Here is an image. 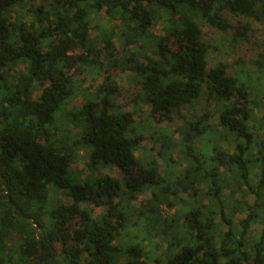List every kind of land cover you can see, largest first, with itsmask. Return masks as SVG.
<instances>
[{
	"label": "trees",
	"instance_id": "trees-1",
	"mask_svg": "<svg viewBox=\"0 0 264 264\" xmlns=\"http://www.w3.org/2000/svg\"><path fill=\"white\" fill-rule=\"evenodd\" d=\"M28 3L0 0V264H264V117H255L249 88L251 78L264 83V52L252 74L228 76L224 63L208 69L198 23L248 42L250 24L233 26L222 13L264 24V0H50L47 11L30 9L27 28L15 9ZM101 12L119 32L104 30L97 48L90 25ZM157 24L160 36L149 32ZM113 38L133 53L113 59ZM100 57L138 78L134 102L149 115L136 120L121 112L107 79L92 94L81 88L76 64L90 69ZM18 65L24 70L12 75ZM78 97L80 106L69 110ZM201 98L212 109L187 119L183 110ZM174 118L184 159L173 160L168 131L153 133L170 170L165 177L156 160L143 162L136 153L151 119ZM77 124L81 131L72 136ZM81 151L89 175L72 179ZM183 160V170L172 172ZM108 168L121 180L97 174ZM51 191L68 203L51 201ZM146 192L148 200L135 208ZM85 205L102 211L92 217ZM163 207L173 214L164 216ZM230 212L242 218L234 224ZM129 220L140 237L122 236ZM155 238L165 243L157 258L142 247Z\"/></svg>",
	"mask_w": 264,
	"mask_h": 264
},
{
	"label": "rangeland",
	"instance_id": "rangeland-1",
	"mask_svg": "<svg viewBox=\"0 0 264 264\" xmlns=\"http://www.w3.org/2000/svg\"><path fill=\"white\" fill-rule=\"evenodd\" d=\"M42 6L44 11H47L50 8V0H29L28 5L24 9L22 6H18L15 9V14L18 17L23 18V22L26 27H30V24L33 23L34 19L32 16V10L37 9ZM223 18L230 22L231 25L236 26L238 24L248 23L251 27V33L248 38V42L242 41V39L233 32L224 33L217 28L212 27L205 21H198L201 32H202V40L209 46L208 54H207V63L208 69L216 66L218 63H224L228 65L227 75L228 76H236L241 70H244L247 74H252L253 72V62L257 59L258 55L264 52V48L262 47L263 39H264V24L254 22L250 19L234 17L228 12L224 11L222 13ZM14 19V17H12ZM39 25L34 24V28H38ZM91 32H90V40H92L97 48H101L103 44H101V38L103 36L104 30H113L114 34L119 32V23L117 21L110 20L104 13H99L92 19L91 22ZM106 27V29H104ZM106 31V32H107ZM150 34L155 36L161 35L160 25L157 24L153 26V28L149 29ZM235 33V32H234ZM114 47L116 49L113 59L120 58L123 54L125 56H129L133 53L132 46H125L119 42L117 38H113L112 40ZM81 52L77 51L74 55H79ZM100 65H92L90 69L81 67L80 63L76 64L75 69L80 70L83 68L82 72L75 71L76 76L81 81V88L87 90L88 93L92 94L96 91L97 88L102 84V82L107 79L109 82H113V86H115V90L117 92L116 104L119 107L121 112L132 113L136 120L141 119L140 117L143 115H149L150 110L147 107L141 106L140 104H136L134 102L135 95L137 93L136 84L138 82V78L128 70H123L119 72V70L109 65V63L100 57L99 59ZM23 65H18L12 75L17 76L20 72L24 70ZM251 83L249 84V88L252 91V105L251 109L257 119L264 117V111L262 110L263 99L262 95L264 94V83H260L257 85L256 81H253V78L250 79ZM258 88V89H257ZM255 91V92H254ZM260 92V93H259ZM259 93V96H256ZM38 96V92L35 93V97ZM81 98L78 97L74 100L69 106V110H74L80 106ZM212 109L211 103L205 101L204 98H201L197 101L192 107H189L183 110L184 116L189 120H194L203 115V112L206 110ZM143 116V117H145ZM142 117V118H143ZM217 119H209V124H215ZM180 124V121L177 119H172V121H164L162 123H157L154 120H150V125L152 128L150 132L145 135V140L139 144L138 151L136 156L141 159V161H145L147 158L156 160L158 163V171L162 176H168L169 169L164 168L162 161L157 156V151L159 150V144L154 142L155 135L154 132H158L159 130H166L171 134L172 141L176 144V147L172 150L173 160L178 162L183 158V152L180 145L181 136L178 132L175 131L176 127ZM70 129L72 131V136L79 135L81 131V125L77 124L75 126L70 125ZM204 141L197 140L195 141L194 146L197 149H203ZM223 150L227 153H232V148L228 147L227 144L223 143L225 146ZM150 150V151H149ZM149 151V153H148ZM257 156V155H256ZM78 162L74 163L70 166L69 176L72 179H84L89 175L88 168L86 166L88 161V154L81 151L78 155ZM260 158V157H258ZM187 165V161L183 160L180 165L176 167V169H172V172L179 173L183 170V168ZM99 176H109L110 178L120 181L121 175L119 171L115 168L101 169L97 172ZM51 201H58L63 204L68 203V197L61 192L51 191L50 193ZM150 197L149 193H142L139 195L137 201L133 203L135 208L139 207L141 203H144ZM89 214L92 217L98 216L102 208H94L92 205H85V207ZM162 212L164 216H171L174 211H169L165 207L162 208ZM183 212V209L180 211ZM226 218L232 221L234 224L237 223L242 216L239 214L231 215L227 213ZM135 220H129L127 224V229H123L122 236L126 235V232H131V235H138L140 237L141 230L134 226ZM139 227L143 226V223H137ZM140 241V239H139ZM143 253H148L149 256H153L157 258L159 254L164 250L165 243L163 240L159 238L152 239L150 244L143 243ZM148 262V261H147Z\"/></svg>",
	"mask_w": 264,
	"mask_h": 264
},
{
	"label": "water",
	"instance_id": "water-1",
	"mask_svg": "<svg viewBox=\"0 0 264 264\" xmlns=\"http://www.w3.org/2000/svg\"><path fill=\"white\" fill-rule=\"evenodd\" d=\"M30 222H32V221H30ZM34 226H36V225L34 224ZM38 231H39V228L36 226V236H37V238H38Z\"/></svg>",
	"mask_w": 264,
	"mask_h": 264
}]
</instances>
